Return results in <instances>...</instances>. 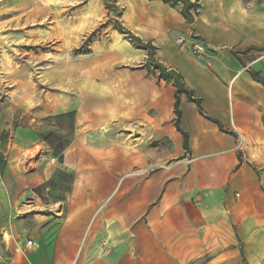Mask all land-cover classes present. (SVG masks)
Returning a JSON list of instances; mask_svg holds the SVG:
<instances>
[{
    "label": "crops",
    "instance_id": "1",
    "mask_svg": "<svg viewBox=\"0 0 264 264\" xmlns=\"http://www.w3.org/2000/svg\"><path fill=\"white\" fill-rule=\"evenodd\" d=\"M218 2L204 0L201 11L189 24L178 8L152 0L148 4L172 23L131 29L142 40L152 42L161 64L177 72L192 96L200 99L202 113L185 93L179 95V125L187 133V148L171 109L168 119L172 122L167 125L180 147L177 160L137 186L134 170L127 166L125 176L131 179L124 201L107 200L116 189L115 171H86L84 176L85 170L78 171L67 199L53 202L56 214L34 226L36 234L28 238L35 242V247L28 249L29 264H150L151 259L167 257V242L179 244L183 255L191 258L209 253L216 258L205 264H225V258L237 254V249L231 252V242L263 239L264 212L255 207L252 199L263 193L255 167L261 163L256 156L258 147L264 145V86L252 72L241 70L238 60L228 51L236 45L241 49H264V23L262 13L251 17L243 8L223 10ZM238 17L243 19L241 23ZM219 18H229L234 25L219 22ZM191 28L213 55L216 52L212 65L169 39L171 31L177 39ZM126 82V92L141 98L144 104L129 103L113 112L115 121L124 123L113 125L119 129L115 145L124 146L128 162H146L150 155L148 147L144 148L149 136L146 126L151 120L146 99L153 97L161 105L167 99L173 107L174 89L157 84L143 73L129 75ZM91 120L82 129L93 136L102 125ZM157 122L156 135L164 138L166 116L159 115ZM90 140H79V163L97 161L101 156ZM91 173L107 181L102 186H87L82 176L89 177ZM194 196L199 199L195 204L191 202Z\"/></svg>",
    "mask_w": 264,
    "mask_h": 264
},
{
    "label": "rangeland",
    "instance_id": "2",
    "mask_svg": "<svg viewBox=\"0 0 264 264\" xmlns=\"http://www.w3.org/2000/svg\"><path fill=\"white\" fill-rule=\"evenodd\" d=\"M151 1L0 0V264H29L28 249L35 247V242L28 238L36 234L32 231L34 226L44 223L52 213L56 214L53 202L67 199L81 169L85 170L83 176L86 171H115L118 174L113 182L116 189L107 200L119 202L124 201L131 179L125 176L129 166L134 170L137 186L177 160L180 147L167 125L172 122L168 119L170 110L175 118L177 113L167 99L162 105L153 97L146 99V111L151 118L150 125L146 126L148 145L144 147L150 152L148 161L128 162L124 146L115 145L119 129L113 125L124 123H117L113 112L129 103L130 106L144 104L141 98L126 92L129 75L143 73L165 88H176L175 81L162 77L155 66L161 63L156 47L131 30L134 26L158 28L172 23V19H164L158 8L148 4ZM190 1L196 4L191 8L194 21L204 0ZM218 1L223 10L243 8L251 17L262 13L264 23V0ZM168 3L181 14V2ZM218 20L232 23L229 18ZM236 20L243 21L239 17ZM235 26L239 27V23ZM190 31L203 40L195 29ZM130 35L139 39L136 42L150 43L154 47L152 54L137 47ZM174 36L171 31L169 39L187 51L178 45ZM209 52L212 65L211 60L217 54ZM228 52L238 60L241 70L264 79V49L254 46L241 49L236 45ZM159 115L166 116L164 138L156 135ZM90 118L102 125L93 136H90L91 131L85 133L82 129L90 123ZM89 137V143L95 145L101 156L97 161L79 163V140ZM258 148L256 156L261 163L255 169L263 193L252 201L264 212V145ZM88 175L82 176V180L90 187L102 186L107 181L105 177ZM198 200V196L191 198L193 204ZM24 238L27 239L21 244ZM229 248L231 252L237 249V254L225 258L222 261L225 264H264V237L261 241L238 239L231 242ZM167 249L166 258L151 259L150 264L216 261L210 253L199 258L185 256L180 245L174 242H167Z\"/></svg>",
    "mask_w": 264,
    "mask_h": 264
},
{
    "label": "trees",
    "instance_id": "3",
    "mask_svg": "<svg viewBox=\"0 0 264 264\" xmlns=\"http://www.w3.org/2000/svg\"><path fill=\"white\" fill-rule=\"evenodd\" d=\"M163 2H181L182 3V8H181V14L182 16L189 22L193 21V13L191 11L192 7H195L196 4L194 2H191L190 0H162ZM127 34H131L129 31H125ZM131 39L135 41V45L139 48L146 49L152 54V51L154 50V47L146 42V43H141L139 41L136 42L137 39L134 35H130ZM156 68L160 69L161 76L168 79L172 78L175 81L176 88L174 90V108L175 112L177 113L176 120H175V127L181 132L183 135V146L184 148H187V133L180 128L179 125V115H180V110H179V95L181 93H185L188 100L193 101L196 103L198 106L199 110L201 111V105H200V99L199 98H194L192 96L191 90L187 89L183 82L181 76L175 72L172 69L166 70L164 67H162L161 63H156L155 64ZM257 81H259L263 86H264V79L263 78H258L255 75L253 76ZM202 113V111H201ZM217 122V121H216Z\"/></svg>",
    "mask_w": 264,
    "mask_h": 264
},
{
    "label": "built area",
    "instance_id": "4",
    "mask_svg": "<svg viewBox=\"0 0 264 264\" xmlns=\"http://www.w3.org/2000/svg\"><path fill=\"white\" fill-rule=\"evenodd\" d=\"M190 39V41H188ZM176 42L181 47H185L186 50L194 57L203 60L207 65H210V52L207 44L196 38V34L189 31L186 35H180L177 37Z\"/></svg>",
    "mask_w": 264,
    "mask_h": 264
}]
</instances>
